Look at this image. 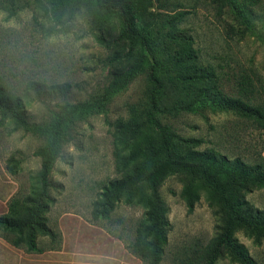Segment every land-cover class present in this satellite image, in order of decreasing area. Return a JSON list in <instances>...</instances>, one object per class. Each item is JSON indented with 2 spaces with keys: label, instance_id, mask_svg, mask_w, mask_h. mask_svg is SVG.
<instances>
[{
  "label": "rangeland",
  "instance_id": "1",
  "mask_svg": "<svg viewBox=\"0 0 264 264\" xmlns=\"http://www.w3.org/2000/svg\"><path fill=\"white\" fill-rule=\"evenodd\" d=\"M94 0H70L65 21L55 26L46 0H0V82L21 103V113L33 129L46 127L67 104L93 102L125 71L139 49L120 38V25L110 15L98 30L92 23ZM138 26L148 30L151 45L164 67L162 107L191 104L205 93L213 100L241 101L248 112L206 107L201 113L176 111L161 116L178 138L202 139L192 149L242 158L254 164L264 158V0H133ZM94 35L105 43L99 44ZM160 49V51H159ZM171 61V62H170ZM145 68L125 87L106 97L102 110L76 116L48 176L40 219L54 239L35 234L41 253L14 248L19 237L0 230V264H145L133 244L143 220L136 206L116 205L102 219L92 217L101 188L118 178L112 132L133 112L140 122L149 110L150 85ZM170 79V80H169ZM190 79V80H186ZM38 86L37 94L32 86ZM65 86V90L64 87ZM219 96V97H218ZM240 103V102H239ZM47 147V138L0 128V216L11 203L23 211L28 197L38 198L33 185ZM180 175L161 183L158 198L167 208V242L159 264H238L228 255H210L218 239L216 216L203 194L191 214L180 193ZM253 208L264 210V188L244 194ZM233 237L256 264H264V237L255 242L242 230ZM190 255V258H189ZM193 257V259H192Z\"/></svg>",
  "mask_w": 264,
  "mask_h": 264
},
{
  "label": "trees",
  "instance_id": "2",
  "mask_svg": "<svg viewBox=\"0 0 264 264\" xmlns=\"http://www.w3.org/2000/svg\"><path fill=\"white\" fill-rule=\"evenodd\" d=\"M46 1L51 21L55 26L62 25L70 0ZM110 15H114L119 22L120 38L130 44V50L137 47L139 53L134 63L125 71L111 74L112 80L103 94L93 102L67 104L46 127L35 131V124H28L21 113L20 100L6 93L5 86L0 82V128H4L9 135L25 130L47 138V147L39 148L34 153L42 158L38 185H33L32 189L39 193L38 198H26L28 206L23 211L18 209L16 203H11L8 214L0 216V230L18 235L19 237L10 239L9 243L14 248H25L27 253L42 252L35 241V234L55 238L43 219H40L38 209L43 208L41 200L46 195L49 172L60 142L66 135L65 126L76 116L83 117L102 110L109 94L125 87L146 68V80L150 85L149 110L142 122L138 114L133 112L126 122H121L114 128L112 147L118 178L110 180L101 188L93 204V219H102L118 204L141 208L143 220L136 233L134 251L145 264H159L167 242L169 223L167 208L158 198L157 192L168 175L179 174L182 184L180 196L187 213L194 211L201 194L208 207L215 212L218 239L210 255L211 262L226 254L232 262L256 264L247 249L233 237V233L242 230L255 242L264 237V210L253 208L244 198L245 193L264 188V158L259 157L254 164H250L240 157L230 160L220 153L191 148V145L197 147L202 144V139L178 138V143H173L170 127L161 122V116L179 110L200 114L206 107L213 110L226 109L219 102L239 112L255 113L248 112V105L241 101H226L219 96L213 100L205 93H201L191 104L176 103L170 107H162L160 100L165 92L162 73H165L164 67L166 70L168 67L158 58V52L151 45L148 30L138 26L133 0H94L91 20L98 30L104 27ZM94 39L99 44L105 43L99 35H94ZM63 88L65 90V86ZM32 89L37 94L40 92L37 85L32 86ZM260 121L264 128V119Z\"/></svg>",
  "mask_w": 264,
  "mask_h": 264
}]
</instances>
